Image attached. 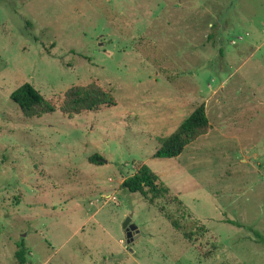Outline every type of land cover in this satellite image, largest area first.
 <instances>
[{
    "label": "rangeland",
    "instance_id": "1",
    "mask_svg": "<svg viewBox=\"0 0 264 264\" xmlns=\"http://www.w3.org/2000/svg\"><path fill=\"white\" fill-rule=\"evenodd\" d=\"M26 83L56 111L24 117ZM91 85L116 105L62 110ZM202 104L209 127L154 158ZM141 166L167 199L121 187ZM263 239L264 0H0V264L20 242L26 264H264Z\"/></svg>",
    "mask_w": 264,
    "mask_h": 264
},
{
    "label": "trees",
    "instance_id": "2",
    "mask_svg": "<svg viewBox=\"0 0 264 264\" xmlns=\"http://www.w3.org/2000/svg\"><path fill=\"white\" fill-rule=\"evenodd\" d=\"M10 100L26 118H39L56 111V108L28 83L14 91L10 96ZM115 105L114 97L109 92H105L98 86L91 85L69 89L64 95L62 110L68 114L78 115L95 112L101 108L113 107ZM208 127L209 121L205 106L202 104L191 113L173 134L160 140V148L154 154V158L173 159L179 157L189 142ZM89 162L94 165H101L103 163L102 158L98 155L90 157ZM121 187L129 193H138L150 205L156 204L158 200L167 199L170 193L169 188L161 181L159 176L153 173L147 166H141L133 176L126 178ZM173 200L177 204H181L179 199L174 198ZM161 212H164V209H161ZM165 216L175 230H182L180 222L177 219H173V217H169L167 214ZM184 238L190 240L191 234L184 233ZM17 247L18 251L15 253L16 259L20 264H26L27 251L24 242H20Z\"/></svg>",
    "mask_w": 264,
    "mask_h": 264
},
{
    "label": "water",
    "instance_id": "3",
    "mask_svg": "<svg viewBox=\"0 0 264 264\" xmlns=\"http://www.w3.org/2000/svg\"><path fill=\"white\" fill-rule=\"evenodd\" d=\"M122 228L126 233V244L127 245H130L131 243H133L138 238L137 227H135L131 223V216H129L125 219V221L122 224ZM130 252L132 253V250H130Z\"/></svg>",
    "mask_w": 264,
    "mask_h": 264
}]
</instances>
